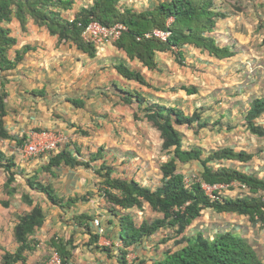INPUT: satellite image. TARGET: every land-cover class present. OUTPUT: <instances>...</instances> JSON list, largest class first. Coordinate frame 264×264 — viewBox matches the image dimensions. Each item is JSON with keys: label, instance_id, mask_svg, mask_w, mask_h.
<instances>
[{"label": "crops", "instance_id": "1", "mask_svg": "<svg viewBox=\"0 0 264 264\" xmlns=\"http://www.w3.org/2000/svg\"><path fill=\"white\" fill-rule=\"evenodd\" d=\"M88 1L89 3L84 4L83 0H75L73 9L65 12L64 16L72 19L82 7L91 5L94 0ZM148 1V8H153L159 3L158 0ZM249 11L253 14L254 10ZM257 11L259 14L252 18L251 26L248 22L243 24L238 22L239 32L235 30L237 27L234 22L230 20L227 23L223 22L224 19H228V16L219 18L211 35L218 44L230 46L233 50L237 43H254L258 40V35L252 33V29L262 26L264 6H258ZM172 21L173 19H170L169 23ZM7 27L11 29V36L17 39V43L8 51L11 60L16 58L17 51H23L26 46L31 48L23 53L22 59L13 68L0 72V86L2 82H5V89L8 92L4 126L10 135L8 138H0V149L8 157L14 158L15 170L18 171L17 178L26 176L24 191L16 182L13 186L17 187V193L14 195H8L6 192L4 188L6 181L2 188L0 187V192L3 193L4 190L6 194L4 198H0V263L7 251L15 253L18 249L19 243L15 238L14 228L19 217L24 213L22 207L17 206L27 204L22 196L29 194L33 199V206L40 204L44 209L46 220L43 226L36 229L35 234L31 236L38 245L34 251L27 253L25 264H32V261L38 258L41 245L49 246L51 250L50 241L53 237H61L65 242H71L68 245L71 257L67 264H119L120 217L131 214L135 220L132 211L139 208L126 210L118 206L113 207L103 195L105 189L103 178L96 173V170L103 161H106L114 169L112 174L114 178L128 180L134 178L141 184L155 189L162 180L160 166L167 161L159 164L157 170L152 168L150 164L155 155H150L143 149L144 144L147 143L146 136L149 134L142 135L140 131L139 136L143 144L137 145L138 129L151 122L144 116L140 119L135 118L137 110L133 106L136 103L126 104L123 101V97L126 96L123 91H130L133 94L143 93L145 95H141L146 98L147 103L157 102L166 106H178L187 114L188 111L182 106L185 101H188L198 112L202 105L208 106L205 104L209 102L208 99L196 98L198 95L207 97L202 94L199 87L204 85L198 84V81L202 82L203 79L201 75L195 76L189 68L187 69L189 71L185 72L186 66L179 64L177 60V50L158 51L155 56L157 68L149 69L139 60L129 58L126 51L115 45L116 42L94 44L96 52L94 56H90L71 41H59L57 35H52L45 26H40L34 19L29 20L25 30L17 19L7 24ZM195 49L211 58L213 61L211 66L217 69V74L220 73L218 67L221 66L220 69L231 66L239 68V63L236 65L234 62L235 59L238 60L237 62L245 59L237 50L232 57L218 59L209 55L207 51L190 45L184 48L185 60L191 59L193 65L195 62L201 64L204 60L210 61V58L204 59V55ZM121 63L132 70L140 71L150 86L123 77L115 68ZM248 77L253 82L259 76L248 75ZM185 78L189 79L190 84L185 83ZM206 80L211 81L209 77ZM183 86H195L197 92L188 94L182 88ZM216 87L218 86L213 83L209 92L217 91ZM229 93L231 95L232 92ZM258 97H264V95ZM201 102L205 103L201 104ZM221 103H223L221 106L223 109L228 105L225 99ZM250 104L244 108L246 114ZM195 111L188 115H192ZM121 118L126 120H120ZM261 120H264V116L258 121L262 123ZM141 122L143 124H140ZM150 125L154 127L152 123ZM46 129L60 130L69 134L70 141L64 149L71 150L81 161L90 160L99 150H104L103 157L93 161L90 168L67 165L53 167L54 174L43 170L52 154L38 155L29 159L21 158V155L17 153L19 141L29 140V132L33 130ZM154 129L160 135V131L155 127ZM161 140L163 143L162 138ZM147 157H151L147 161L149 164L146 163ZM231 161L239 162L226 160L222 165L226 166V163ZM249 161L241 162L244 163V172L253 174L255 170L260 173L264 171V162L255 161L256 165H253ZM130 163L137 165V168H130ZM201 168L200 171L203 170L202 164ZM154 177L161 179L158 184L155 183L156 185L152 181ZM31 179L44 185L50 184L55 193L63 198V207L53 204L46 193L32 189L29 185ZM237 196H240L239 193L236 194ZM73 198H79V201L68 203V200ZM16 199H19V202ZM212 213L215 211L212 210ZM224 215L228 221H223L216 226L225 228L228 224V230L245 238L264 262V228L261 223L251 221L247 215L226 212ZM79 217H82V220H78ZM96 219L100 222L99 226L95 224ZM1 228H4L5 232ZM100 230L102 234L99 235L98 241L94 242L92 235L99 234ZM148 250L149 244L146 240L141 245L130 247L128 264H136L130 260L133 254L147 253Z\"/></svg>", "mask_w": 264, "mask_h": 264}, {"label": "trees", "instance_id": "2", "mask_svg": "<svg viewBox=\"0 0 264 264\" xmlns=\"http://www.w3.org/2000/svg\"><path fill=\"white\" fill-rule=\"evenodd\" d=\"M123 0H94L89 6H84L72 19L64 13L73 9L75 0H0V72L13 68L22 59L23 53L30 46L17 51L16 58L11 60L8 51L17 39L11 36V29L7 27L17 19L25 30L30 19L40 26H45L52 35H57L59 41H71L81 50L94 56L96 47L93 42H86L82 33L94 21L107 26L123 23L128 27L123 36L115 45L124 51L131 59L139 60L149 69H156V53L158 51L177 50L179 64H184V48L194 46L207 51L209 55L218 59H225L236 54L230 46H221L211 35L215 30L217 20L227 15L217 9L213 0H165L153 8L137 11L129 6H122ZM173 19L172 22L169 21ZM153 29H169L171 36L166 42L158 39L138 40L145 32ZM117 71L126 79L134 80L142 85L150 86L140 71L132 70L121 63L115 66ZM188 94L197 92L195 86H183ZM126 104L136 103L138 111L136 119L144 116L155 128L160 131L163 139L162 149L168 153L169 159L160 166L162 173L161 184L153 189L141 184L136 179L114 178V169L106 161L99 166L96 173L103 178L104 197L114 207L121 209H143L148 203L151 208L161 214L152 221H143L140 225L131 214L120 217V239L123 246L119 249V264H128L129 248L141 245L149 237L163 228L171 227L175 230L174 242L180 247L174 251L163 254L159 260L151 264H264L255 248L243 237L233 231L223 230L213 237L205 235L202 231L196 234H186L187 228L199 217L205 209L215 212L236 213L247 215L251 221L260 222L264 228V202L256 196L223 197L222 200H212L203 189L201 182L214 185L219 183L231 184L241 182L247 185L251 192L264 191V178L256 174H249L239 169L223 166L226 160L247 162L253 158L252 154L244 151H235L231 147H223L206 152L199 146L184 147V140L177 126L193 128L195 123L200 128L209 125L208 121L201 122L198 111L187 115L178 106H166L157 102H146L141 94L123 91ZM8 92L5 82L0 86V138L10 137L4 126V117L7 115L6 99ZM78 105V102H76ZM147 103V104H145ZM264 116V97L252 100L246 114L248 130L258 136L264 137V124L260 120ZM26 140H20L22 145ZM104 150H99L88 161L79 160L67 148L52 154L50 161L43 170L53 173V167L67 165L71 167H92V162L103 157ZM194 160L200 161L203 170L196 180L186 183L185 175L179 171V163ZM14 158L8 157L0 149V170L7 174L4 188L8 195L17 193L13 186L17 180L18 171L15 170ZM30 187L46 193L51 202L63 207V198L59 197L50 184L30 180ZM23 199L29 206H33V199L29 194H23ZM85 199V198H83ZM79 201V198L68 200V203ZM78 218V217H77ZM46 214L40 204L33 206L31 211L19 217L16 224L15 238L19 243L15 253L7 251L0 264H25L27 253L37 248L38 242L33 239L36 229L43 226ZM78 220H82L79 217ZM100 234L92 235L97 242ZM167 240V239H166ZM61 237H53L50 241L52 249H56L65 263L69 262L71 251ZM97 248H100L97 246ZM105 249V248H101ZM139 264H146L142 261Z\"/></svg>", "mask_w": 264, "mask_h": 264}, {"label": "rangeland", "instance_id": "3", "mask_svg": "<svg viewBox=\"0 0 264 264\" xmlns=\"http://www.w3.org/2000/svg\"><path fill=\"white\" fill-rule=\"evenodd\" d=\"M85 1L84 4L89 3L88 0ZM162 2L163 0H158ZM215 2V6L217 9L222 11L228 16V19H224L223 22L227 23L229 20L234 22L237 27L235 30L239 32L238 22H248L251 26L252 18L255 15L259 14L258 6H264L263 0H213ZM148 0H125L121 2L122 6H130L137 11H143L148 8ZM241 3V4H240ZM148 6V7H147ZM247 10V11H246ZM249 10H254L253 14ZM262 26L258 29H252V33H256L258 35V40L254 41V43H233L235 44V50H237L241 55L244 56L245 59H241L239 62L235 59V64L239 63V68L236 66H231L229 68L218 70L220 73H216L217 69L213 66V61L207 55L203 54L198 49H195L204 55V59L206 57L210 58V61L204 60L203 63L198 64L197 62L192 64V60L189 59L184 61L182 66L184 67L185 72L190 69L193 71V74L201 75L203 81L201 85L204 87H200L202 94L207 97H203L198 95L196 98L199 100H207L208 103L201 102V104H208L207 107L201 106V110H199L200 116L202 117L201 122L207 121L209 122L208 126L204 128H200L195 123L193 128H189L187 126H177V129L183 136L184 147L190 148L193 146H199L204 149L206 152H210L211 150H217L223 147H231L236 151H244L249 154H253L254 157L251 161L253 165H256L254 162H264V137H258L252 134L248 128L246 123V108L253 99L258 96L264 95V20L262 21ZM236 33V32H235ZM230 34V32H229ZM255 34V35H256ZM231 41V40H230ZM229 41V42H230ZM222 42V41H221ZM232 44V42L230 43ZM237 45V46H236ZM195 54V53H193ZM240 58V57H239ZM219 64V63H218ZM221 65V64H219ZM189 68V70H187ZM248 69V70H247ZM247 70V71H246ZM190 75V73H189ZM248 75L259 76L256 81L252 82V79L248 77ZM209 77L211 81L206 80ZM191 79V77H189ZM186 79V78H185ZM184 79V80H185ZM186 84L189 83V79H186ZM215 84L217 91L214 90L213 93L209 92L212 84ZM222 84V85H221ZM219 85H221L219 87ZM226 91L225 93L222 91ZM232 92L231 95L229 92ZM141 93V92H140ZM143 94V93H141ZM145 95V94H143ZM225 99L228 103L226 108H221L223 99ZM221 98V99H220ZM228 98V99H227ZM239 99V101H237ZM238 104H241L240 106ZM186 111L192 113L195 111L188 101L182 105ZM225 107V106H224ZM135 110L138 111V106L135 104L133 106ZM132 108V109H133ZM208 116V118H206ZM204 119V120H203ZM120 120H126L121 118ZM145 120V119H144ZM148 122V121H147ZM264 124V120H261ZM140 124H143L142 122ZM151 123H147V125H143V127L138 129V134L136 136L137 145H142L143 141L141 139L140 131L142 135L146 136L147 143L144 144L143 149L148 154L155 155L152 158L151 166L152 168L158 169L159 164L169 159V155L166 151H164L161 147L162 140L160 138L159 133L150 125ZM147 157L146 163L148 161ZM131 164V163H130ZM149 164V163H147ZM149 165V166H150ZM244 163L241 161H231L226 163V166L239 169L241 171ZM252 165V166H253ZM148 166V165H146ZM137 168V165H130V168ZM127 169V167H125ZM201 164L199 161H191L187 163H179V171L182 172L185 177L190 181L196 180L200 176ZM154 171V170H153ZM159 172V171H158ZM244 172V171H243ZM159 174V173H157ZM253 174L258 175L261 178H264V171L261 173L257 170L254 171ZM7 179V174L0 170V187L2 188L4 182ZM26 176H21V178H17L16 183L21 187V190L24 191V182ZM152 180V179H151ZM159 177L152 180L154 185L158 184ZM156 183V184H155ZM15 185V184H14ZM154 188L156 186H153ZM221 196L223 197H236L237 193H241L236 186H232L228 190H222ZM232 194V195H231ZM5 191L0 192V198L5 197ZM15 198V197H14ZM19 202V199H16ZM22 207V212L25 213L27 210L31 209V206L26 203L17 206ZM134 217L138 225H140L143 221H152L157 217H162L163 214L153 210L148 203L145 204L143 209H133ZM214 212V210H213ZM198 220V221H197ZM194 223L189 226L186 230L188 234L195 233L196 231L201 230L205 235L209 237H213L217 232L228 230L229 226L226 224V227L223 226L218 227L216 224H221L223 221H228L225 218L224 212H215L212 213L211 209H205L202 212L201 217H199ZM196 222V223H195ZM226 223V222H224ZM213 224L215 226H213ZM216 227V228H215ZM2 231L5 232L4 228H1ZM180 236H176V232L173 228L167 227L163 228L153 236L149 237L146 240V243L149 244V250L147 253L137 252L138 254H133L130 257L132 262L139 264L142 261H145L146 264H151L153 260H159L163 257L168 251H174L180 247L173 240L174 238H179ZM167 239V240H166ZM148 247V246H147ZM49 246L41 245L40 253L37 259L32 261V264H45L51 255V250ZM39 251V250H38ZM152 251V253H150Z\"/></svg>", "mask_w": 264, "mask_h": 264}, {"label": "built area", "instance_id": "4", "mask_svg": "<svg viewBox=\"0 0 264 264\" xmlns=\"http://www.w3.org/2000/svg\"><path fill=\"white\" fill-rule=\"evenodd\" d=\"M170 24V23H169ZM128 30V27L123 23H116L112 26L104 25L100 22H91L83 31L82 37L87 42H93L96 45L104 43H115L117 42ZM171 36L169 29H153L145 32L142 36L137 39H158L166 42ZM70 141V136L66 132L54 129L46 130H33L29 132V140L25 141L22 145L18 146L17 153L21 155L23 159H29L34 156L43 154H56L63 150ZM186 183L189 184L190 179H185ZM203 189L212 200H222L220 197L222 190H228L232 186H236L240 190V196H256L264 202V191H258L257 193L251 192L250 188L241 183L233 182L231 184H208L201 182ZM95 224L99 226L100 222L98 219L95 220ZM102 234V230L99 231ZM118 246L122 247L123 242L120 239ZM45 264H67L56 249L51 250V255Z\"/></svg>", "mask_w": 264, "mask_h": 264}]
</instances>
